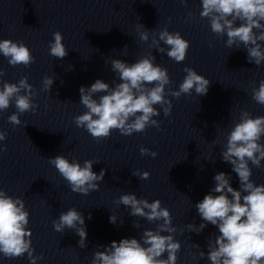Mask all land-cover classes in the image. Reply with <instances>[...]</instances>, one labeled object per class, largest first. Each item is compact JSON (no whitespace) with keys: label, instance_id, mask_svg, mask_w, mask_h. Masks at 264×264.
<instances>
[{"label":"clouds","instance_id":"1","mask_svg":"<svg viewBox=\"0 0 264 264\" xmlns=\"http://www.w3.org/2000/svg\"><path fill=\"white\" fill-rule=\"evenodd\" d=\"M180 2L186 4L187 0ZM201 6L200 18L208 19L210 29L217 38L226 35L228 48L235 46L238 50L243 45L249 63L257 67L264 64V43H261L264 42V0H201ZM192 15L188 13L189 18ZM141 27L143 31H140ZM137 31L142 42H147L151 33L150 47H155L161 54L166 53L176 63L186 59L190 42L180 32H170L166 27L152 32L142 24ZM63 40V34L55 31L48 43L49 54L59 60L68 55ZM213 46L209 44V47ZM0 55L12 67L23 65L27 68L35 62L31 50L22 41L0 40ZM155 60L152 54L134 63L112 59L111 70L119 82L114 81L115 86L111 87L102 79H96L90 87L79 88L80 103L86 111L73 118L76 126L85 129L97 143L110 137L113 130H118L123 136H131L145 132L149 127L160 128V121L154 117L160 116L161 110L165 117L171 115L173 105L167 99L169 95L176 99L182 95L191 96L193 92L197 96L207 95L209 79L191 67L183 69L186 75L178 90L167 87L172 83L168 70ZM4 75V69L0 68V112L7 111L14 101L16 111L8 116V122L19 126L22 123L21 114L35 112L38 108L33 100L38 93L27 76L11 83L3 80ZM53 83L52 77L45 76L41 91L50 93ZM101 93L97 98V94ZM251 98L264 105V80H260L258 87L251 88ZM6 138L7 133L0 130V142ZM262 138L264 116L253 117L249 111L241 110L238 120L226 134V143L220 152L222 161L230 164L237 174L239 189L232 187L229 174L218 172L213 177L214 187L194 205L203 222L198 226L189 223L187 228L197 234L208 224L218 229V234L208 239V252H199V257L207 256L210 264H264V184H257L251 179L253 172L250 167V163L256 168L264 167ZM6 151L7 145L0 144V153ZM140 154L152 158L158 156L156 151L143 146ZM48 162L67 181L72 192L85 196L99 190L106 172V169H101L98 174L93 171V165L99 163L98 159H88L81 164L77 160L69 161L64 155H57L48 158ZM132 175L140 180L150 177L148 171L135 170ZM116 203L130 209V216L156 223V228L144 229L140 239L123 238L107 246H97L103 250L93 253L91 264H177L182 245L174 236L177 228L173 226L172 214L162 206L161 200L149 202L146 198H138L135 193H125ZM29 217L24 199L12 197L0 188V254L4 258L16 259L27 254L30 264H37L43 259V254L34 255ZM91 218L89 214L88 219ZM109 219L110 223H117L116 215L112 214ZM52 225L58 233L74 231L80 238L79 247H87L85 217L76 208L61 212ZM133 227L139 228V225L133 223ZM196 247L200 248L199 245Z\"/></svg>","mask_w":264,"mask_h":264}]
</instances>
